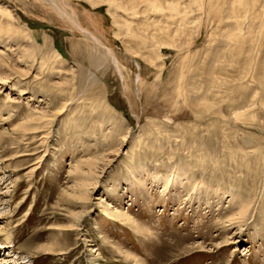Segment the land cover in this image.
I'll list each match as a JSON object with an SVG mask.
<instances>
[{"label":"rangeland","instance_id":"rangeland-1","mask_svg":"<svg viewBox=\"0 0 264 264\" xmlns=\"http://www.w3.org/2000/svg\"><path fill=\"white\" fill-rule=\"evenodd\" d=\"M237 1L0 0V264H264V0Z\"/></svg>","mask_w":264,"mask_h":264},{"label":"bare ground","instance_id":"bare-ground-1","mask_svg":"<svg viewBox=\"0 0 264 264\" xmlns=\"http://www.w3.org/2000/svg\"><path fill=\"white\" fill-rule=\"evenodd\" d=\"M111 2H113L114 0H110ZM238 2V6L239 7H242V9L243 10H246L247 9V6L249 5V3H248V1L247 0H238L237 1ZM150 7H151V9H153V8H156V6L154 5V4H150ZM171 9H172V11H176V10H174V8L171 6ZM247 11V10H246ZM155 12H161V10L160 9H158V8H156V11ZM177 13H178V11H177ZM179 14V13H178ZM4 15H6L7 17H9V18H11V15H10V13H4ZM136 15H137V13H134V15H132V17H136ZM2 25V24H1ZM139 27V26H138ZM123 29H124V35L127 37V38H133L134 40H141L142 39V37L141 36H138L133 30H132V23H129L128 21H125L124 22V25H123V27H122ZM235 30H238L239 32L241 31L240 30V28L239 27H237ZM1 31V30H0ZM11 31V30H10ZM13 31V30H12ZM238 38H239V40H240V38H241V34H232V36L230 37V39L229 40H231V41H233V42H238L239 40H238ZM142 41V43H143V40H141ZM157 56H158V54H157ZM259 81H260V83L261 84H263L264 85V76H262V77H260V79H259ZM258 82V81H257ZM210 85V84H209ZM200 101H201V103H205L206 101H204L203 99H200ZM236 115V114H235ZM235 117V116H234ZM240 117V116H239ZM237 118V117H236ZM29 122V121H28ZM29 126V125H28ZM172 181L174 180V178L172 177V179H171ZM171 180H170V178H168L167 180H166V185H168V183L169 182H171ZM173 183V182H172ZM167 188V187H166ZM4 241L6 242V244H9L10 242V236L9 235H7V236H5V239H4ZM2 260V259H1ZM0 260V261H1Z\"/></svg>","mask_w":264,"mask_h":264}]
</instances>
